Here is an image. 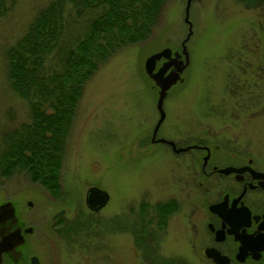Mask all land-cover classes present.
<instances>
[{
    "label": "rangeland",
    "instance_id": "374dc122",
    "mask_svg": "<svg viewBox=\"0 0 264 264\" xmlns=\"http://www.w3.org/2000/svg\"><path fill=\"white\" fill-rule=\"evenodd\" d=\"M5 1L0 153L10 130L29 119L26 101L9 85L6 51L47 2ZM184 1L166 0L145 40L116 49L85 80L65 138L58 193L22 170L0 174V201L10 199L18 219L32 227L19 246L24 255L12 264H28L29 255L38 264H206L189 239L190 214L198 202L202 214V201L211 199L197 183L204 151L174 152L150 140L157 86L143 67L144 58L164 46L183 58ZM66 11L59 45L80 34L86 22ZM187 17L188 63L163 98L155 137L175 146L207 145L210 162L220 167L248 160L263 170L264 0H191ZM90 185L108 193L95 211L84 203ZM168 200L175 208L158 225L152 206Z\"/></svg>",
    "mask_w": 264,
    "mask_h": 264
},
{
    "label": "trees",
    "instance_id": "16d2710c",
    "mask_svg": "<svg viewBox=\"0 0 264 264\" xmlns=\"http://www.w3.org/2000/svg\"><path fill=\"white\" fill-rule=\"evenodd\" d=\"M165 1L47 0L6 51L9 85L26 101L29 119L10 130L0 174L22 170L51 194L59 192L65 138L85 80L116 49L145 40ZM66 9L86 22L59 45ZM5 10L0 0V15ZM174 206L172 200L152 206L158 225Z\"/></svg>",
    "mask_w": 264,
    "mask_h": 264
},
{
    "label": "flooded vegetation",
    "instance_id": "af4514ba",
    "mask_svg": "<svg viewBox=\"0 0 264 264\" xmlns=\"http://www.w3.org/2000/svg\"><path fill=\"white\" fill-rule=\"evenodd\" d=\"M173 52L171 50L170 55ZM195 148L204 151L200 155L203 177L197 183L203 186L202 193H209L211 199L207 201L202 197V214L199 202L190 214L195 219L189 231V239L195 244L193 248L199 249L206 264H264V169H256L245 160L221 166L239 170L219 172L220 166L209 160V147L196 144ZM215 173L218 177L213 182L211 177ZM26 226L30 225L22 223L20 227L23 236L32 230L31 227L24 232ZM20 254L11 257L2 253L0 264L19 261L24 255ZM30 256L28 264H31Z\"/></svg>",
    "mask_w": 264,
    "mask_h": 264
},
{
    "label": "water",
    "instance_id": "95a60500",
    "mask_svg": "<svg viewBox=\"0 0 264 264\" xmlns=\"http://www.w3.org/2000/svg\"><path fill=\"white\" fill-rule=\"evenodd\" d=\"M191 0H185L183 6V20L187 23V32L181 40V50L183 58H179L178 52L174 51L170 55V48L163 47L153 53L147 55L143 60V67L146 74L152 79L153 84L157 86V94L155 98V108L157 110V117L151 129V140L159 141L169 144L174 152L186 150L193 145L175 146L171 139L164 137H154L157 128L164 117V110L162 107L163 98L168 88L174 84L179 78L180 73L188 63L187 51L184 41L188 38L191 29L190 21L188 20V8ZM163 58L161 63L155 67L157 59ZM205 158V157H204ZM232 166L220 167L217 170L220 172H228L229 170H239ZM108 199V193L95 185H90L86 188L84 194V203L91 210H98L102 207ZM30 205V201L27 200ZM22 221L18 219L15 214L14 203L10 199H3L0 201V259L1 254L6 253L8 256L16 257L20 255V248L24 242L23 233L20 231ZM31 230V226H26L24 232ZM31 264H37V259L34 255L30 256Z\"/></svg>",
    "mask_w": 264,
    "mask_h": 264
}]
</instances>
